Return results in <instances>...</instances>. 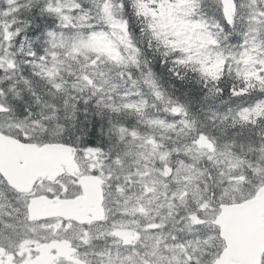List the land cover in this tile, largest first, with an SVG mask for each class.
Wrapping results in <instances>:
<instances>
[{"label":"snow or ice","instance_id":"6c2138e0","mask_svg":"<svg viewBox=\"0 0 264 264\" xmlns=\"http://www.w3.org/2000/svg\"><path fill=\"white\" fill-rule=\"evenodd\" d=\"M0 264H264V0H0Z\"/></svg>","mask_w":264,"mask_h":264}]
</instances>
